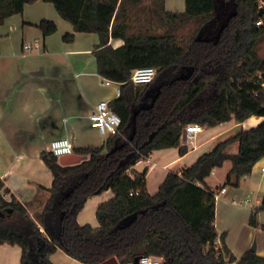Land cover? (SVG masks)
Returning <instances> with one entry per match:
<instances>
[{
  "label": "trees",
  "instance_id": "trees-1",
  "mask_svg": "<svg viewBox=\"0 0 264 264\" xmlns=\"http://www.w3.org/2000/svg\"><path fill=\"white\" fill-rule=\"evenodd\" d=\"M37 1L52 4L73 32L97 34V73L119 84L109 107L121 124L102 145L73 149L87 155L78 164L61 165L51 152L40 153L52 183L32 216L14 197L4 198L0 180V244L21 249L18 264H52L49 256L57 250L82 264L111 257L125 264L142 256L161 257V264H264L255 252L232 255L225 234L215 229L214 197L226 186L238 187L264 157V121L217 142L179 173L168 172L152 195L146 170L128 175L153 151L177 147L184 155L181 137L188 125L264 117V57L255 51L264 38V15H258L264 0H184L181 13L165 11L162 0H0V25ZM132 20L143 29L131 32ZM37 27L43 36L56 31L46 19ZM73 38L65 34L63 41ZM110 38L123 44L114 49ZM140 67H153L156 74L138 87L129 78ZM232 142H238V152L229 155ZM227 160L232 167L224 187L208 188L205 179ZM107 190L113 197L97 207L98 226L78 224L87 199ZM262 204L249 218L256 228L264 196Z\"/></svg>",
  "mask_w": 264,
  "mask_h": 264
},
{
  "label": "crops",
  "instance_id": "crops-1",
  "mask_svg": "<svg viewBox=\"0 0 264 264\" xmlns=\"http://www.w3.org/2000/svg\"><path fill=\"white\" fill-rule=\"evenodd\" d=\"M162 3L167 12L185 10L184 0H162ZM43 19L56 25L53 34L43 36L39 30L37 25ZM71 33L73 41H63V36ZM34 42L38 50L23 49L24 44ZM98 43L97 34L73 32L72 25L61 19L53 5L43 1L25 5L22 13L0 25V180L6 190L1 193L7 200L14 197L26 205L30 216L41 210L52 183L40 153L49 151L50 143L59 138H68L74 150L104 142L105 137L93 126L91 115L99 101L109 102L118 97L119 84L97 73L93 52ZM109 44L115 49L123 40L110 38ZM105 80L110 83L105 84ZM263 121L262 116H250L242 122L230 120L213 127L192 125L197 132L190 146L186 141L184 155L178 153L177 147L153 151L139 160L128 175L132 177V170L138 173L146 170V190L152 195L168 172L179 173L217 142L238 131L253 129ZM225 152L236 154L238 142L229 144ZM231 167L227 160L222 167L213 169L205 185L212 190L224 187ZM224 189L215 199L218 235L225 234V244L236 259L249 251L253 243L256 255L264 258V209L256 214L259 227L249 224L252 211L263 205L264 157L253 165L238 187ZM112 197L110 190L90 196L77 214V223L88 224L83 222L90 221L87 208L95 215L97 207ZM220 218L226 221L222 222L225 225L222 226ZM91 226L97 227L98 221ZM20 255L17 245L0 244V264H18Z\"/></svg>",
  "mask_w": 264,
  "mask_h": 264
},
{
  "label": "built area",
  "instance_id": "built-area-1",
  "mask_svg": "<svg viewBox=\"0 0 264 264\" xmlns=\"http://www.w3.org/2000/svg\"><path fill=\"white\" fill-rule=\"evenodd\" d=\"M261 21L257 22L260 25ZM25 51L38 50L39 47L36 42L34 45L27 43L23 45ZM156 74V69L153 67H140L131 71L129 81L135 86L141 87L149 84L153 81ZM110 81L105 80V84H109ZM92 124L98 130L101 136L107 137L114 135L118 132V128L121 124L120 117L111 110L109 102L106 100L99 101L95 107L94 112L91 115ZM186 141L192 143L194 135L197 132V127L188 125L185 127ZM49 152L55 157L73 153V145L68 138H59L53 140L49 145ZM225 189H221L214 194L215 199L218 198L220 193H223ZM137 192H130L129 195H136ZM217 248H220L219 241H217ZM162 258L155 256H142L137 261L127 262L125 264H161Z\"/></svg>",
  "mask_w": 264,
  "mask_h": 264
},
{
  "label": "rangeland",
  "instance_id": "rangeland-1",
  "mask_svg": "<svg viewBox=\"0 0 264 264\" xmlns=\"http://www.w3.org/2000/svg\"><path fill=\"white\" fill-rule=\"evenodd\" d=\"M130 27H131V32L135 33L140 30L141 26L139 27V22H137L136 20H132L130 22ZM255 51L257 52L258 56L264 57V38L258 42V44L255 47ZM188 145L190 146L189 142H188ZM219 196H221V194ZM86 215L88 216L87 220H90V221H83V222H87L88 224H91V225L93 224L96 226L97 220L95 218L94 211L92 209L87 208ZM223 221L226 223V221L223 218H220V223L222 224V226L225 225L222 223ZM83 224H86V223H83ZM49 260L52 264H82L68 257L64 253L57 252V251L49 256Z\"/></svg>",
  "mask_w": 264,
  "mask_h": 264
},
{
  "label": "water",
  "instance_id": "water-1",
  "mask_svg": "<svg viewBox=\"0 0 264 264\" xmlns=\"http://www.w3.org/2000/svg\"><path fill=\"white\" fill-rule=\"evenodd\" d=\"M258 15L259 16L264 15V5L259 8ZM136 113L137 112H134V117H135ZM181 142L183 144L186 143V130L185 129H183V132H182ZM86 159H87V155L71 153V154L60 156L58 158V162L61 165H75V164H78V163H80V162H82V161H84ZM249 251L255 252V244L254 243L252 244V246L249 249ZM136 261H137V259L135 260V262ZM101 264H117V260H116L115 257H111V258L103 261Z\"/></svg>",
  "mask_w": 264,
  "mask_h": 264
}]
</instances>
